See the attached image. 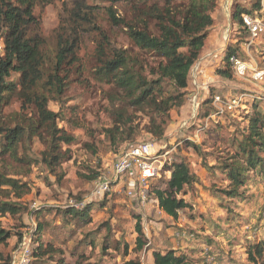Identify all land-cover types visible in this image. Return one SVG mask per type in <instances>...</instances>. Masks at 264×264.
Returning a JSON list of instances; mask_svg holds the SVG:
<instances>
[{
	"label": "rangeland",
	"instance_id": "1",
	"mask_svg": "<svg viewBox=\"0 0 264 264\" xmlns=\"http://www.w3.org/2000/svg\"><path fill=\"white\" fill-rule=\"evenodd\" d=\"M76 1L55 0L35 9L34 33L47 40L50 52ZM83 2L99 11V25L111 45L133 55V42L126 30L112 27L107 14L114 7L118 16L133 24V5L116 0ZM258 2L263 11L264 0H235L234 6L251 10ZM212 16L216 22L208 38L221 36L227 25L221 6ZM258 17L264 20V12ZM232 26L234 42L246 44L250 36L243 25L233 20ZM100 40L96 34L84 35L79 70H72L64 94L49 103L57 115L53 124L57 130L51 125L49 131L44 130L43 139L33 136L20 150L24 162L0 161L1 176L14 181L2 184L7 194L0 196V206L12 205L18 210L0 212V229L11 235L0 252L15 259L19 244L27 239L34 252L39 245L54 251L40 261L35 259L34 264H154L156 252L185 255L192 264H264V256H257L256 263L250 258L251 247L264 248V144L252 135L255 120L260 119L259 130L264 136V83L218 77L210 86L208 99L212 94L228 103L223 113L212 117L215 107L205 103L197 119L181 128L190 118V103L172 113L162 140L144 130L136 142L114 146L108 131L114 127L112 113L119 105L114 98L119 91L114 85L100 83L94 75ZM252 50L246 58L264 67V35ZM10 80L18 82L19 75L13 74ZM189 90L191 97L192 80ZM13 113L37 121L33 119L36 109L23 110L18 96L5 109L6 115ZM139 121L142 128L149 123L147 119ZM143 143L165 145L169 164L184 161L194 177L193 184L180 195L189 208L181 211L177 220L160 210L152 192L147 203L116 189L103 197L94 196L99 177L108 175L128 145ZM188 143L198 145V150ZM167 167L151 182L152 190L167 188ZM237 176L240 186L233 180ZM17 188L28 192L22 196L11 192ZM88 206L91 211L82 219L67 213H83ZM139 219L146 242L141 250L137 245Z\"/></svg>",
	"mask_w": 264,
	"mask_h": 264
},
{
	"label": "trees",
	"instance_id": "2",
	"mask_svg": "<svg viewBox=\"0 0 264 264\" xmlns=\"http://www.w3.org/2000/svg\"><path fill=\"white\" fill-rule=\"evenodd\" d=\"M55 0H0V161L24 162L20 150L33 140V136L43 139L44 130L49 131L57 115L49 109L51 101H57L71 79L72 70L80 68V51L85 34L100 37L97 46V65L94 75L100 83L114 85L119 95L114 99L118 106L112 113L114 127L108 132L110 141L116 145L127 141L136 142L141 131L162 140L171 123L172 113L183 108L190 97L189 75L198 61L214 25L213 14L220 0H116L133 5V24L118 16L114 7L107 10L109 23L115 29L123 28L133 42V55L127 50L111 45L108 36L99 23V11L77 0L69 11V17L56 34L51 52L48 42L34 33L37 25L35 9L52 4ZM261 5L258 2L251 10L235 7L233 20L242 26V16H258ZM237 52L230 49L217 76L232 79L229 57ZM13 74L19 75L18 82L11 81ZM23 102V110L35 108L34 120L27 121L23 114H5V109L13 97ZM115 101V102H116ZM214 96L205 103L213 106ZM204 103V104H205ZM203 104V105H204ZM141 119L148 125L142 128ZM139 121V122H138ZM260 119L252 127L253 136L259 144H264V136L259 130ZM54 132L57 130L53 126ZM42 131V133H41ZM257 143V142H255ZM137 144H129L128 146ZM198 150V145L188 143ZM252 164V160L250 159ZM166 173V189H153L152 195L159 208L167 216L177 220L181 211L189 208L181 198L186 188L194 182L189 166L184 161L169 164ZM100 178V177H99ZM240 186V178L234 177ZM14 182L2 177L0 172V196L7 194L2 184ZM12 193L25 195L28 191L12 189ZM90 206L83 213L67 211L76 220L90 213ZM0 212L17 213L15 206L3 204ZM45 228L40 226V230ZM137 245L145 247V236L141 221L137 225ZM11 235L0 229V246L5 245ZM21 240V239H20ZM252 249V250H251ZM255 250V251H254ZM54 251L39 245L32 249V264ZM264 248L251 247L250 258L258 262L263 258ZM0 264H12L11 257L0 252ZM79 264V263H77ZM127 264H137L128 262ZM154 264H192L185 255L174 252L154 253Z\"/></svg>",
	"mask_w": 264,
	"mask_h": 264
},
{
	"label": "built area",
	"instance_id": "3",
	"mask_svg": "<svg viewBox=\"0 0 264 264\" xmlns=\"http://www.w3.org/2000/svg\"><path fill=\"white\" fill-rule=\"evenodd\" d=\"M242 21L243 27L250 36L244 44L245 53L251 56L250 51L255 41L264 35V20L256 15L245 14L242 16ZM228 63L236 78L254 85L264 83V67L257 61L248 60L239 52H234L229 57ZM213 106L215 112L212 117L223 113L224 108L229 105L220 96H215ZM166 149L165 145L158 143H143L127 147L116 158L108 175L100 176L94 196L103 197L116 189L125 193L130 199L138 198L139 201L147 203L148 196L152 192L151 182L159 179L164 166L169 165L170 152ZM12 264H32L30 241L23 239L19 244L18 254L15 259L13 257Z\"/></svg>",
	"mask_w": 264,
	"mask_h": 264
},
{
	"label": "water",
	"instance_id": "4",
	"mask_svg": "<svg viewBox=\"0 0 264 264\" xmlns=\"http://www.w3.org/2000/svg\"><path fill=\"white\" fill-rule=\"evenodd\" d=\"M234 2L235 0H224L223 3L222 0L219 1L218 8H220L221 6V15L226 18L225 21L227 25L224 29V32L221 33V36L216 35L213 37L210 36L208 38L198 61L193 66L190 72L189 83L192 80L194 92L193 96L187 102L188 104L192 103L193 115H190L189 119L183 121V123L181 124V128L186 127L187 125L192 123V121L197 119L201 106L209 97L210 86L216 83V81L210 83L207 90L203 88V75L204 71H206V68L209 66L213 68V76L216 75L219 67L224 62V59L229 50L231 48L237 49L236 43L234 42L233 38L234 35L232 26L234 16L233 10L235 9ZM218 8L216 9L215 13H217ZM213 19L215 25L216 19L214 16ZM211 29L209 30V32L211 31Z\"/></svg>",
	"mask_w": 264,
	"mask_h": 264
},
{
	"label": "crops",
	"instance_id": "5",
	"mask_svg": "<svg viewBox=\"0 0 264 264\" xmlns=\"http://www.w3.org/2000/svg\"><path fill=\"white\" fill-rule=\"evenodd\" d=\"M261 11V10H260ZM262 13L264 12V10L263 11H261ZM260 12V13H261ZM213 41V40H212ZM212 43V42H211ZM235 43H236V46H237V52H239L240 54H242V56H244V57H247V54L245 53V47H244V44H242V45H239V43H238V41H235ZM253 50H251L250 51V55H251V52H252ZM224 63V62H223ZM223 63L221 64V66L219 67V69L222 67V65H223ZM218 69V70H219ZM206 70L207 71H209V73L210 74H212V76H213V68H211L210 66L209 67H207L206 68ZM218 77L219 76H217V74L216 75H214L213 76V80H215L216 82H218L217 80H218ZM203 79H204V75H203ZM193 96V92H192V95H191V97ZM191 97H189V99L191 98ZM188 102H187V104L183 107V108H181V109H185L186 107H188Z\"/></svg>",
	"mask_w": 264,
	"mask_h": 264
},
{
	"label": "bare ground",
	"instance_id": "6",
	"mask_svg": "<svg viewBox=\"0 0 264 264\" xmlns=\"http://www.w3.org/2000/svg\"><path fill=\"white\" fill-rule=\"evenodd\" d=\"M212 74L209 73V71H204V84L203 88L208 89V86L210 83L214 82ZM195 109V108H194ZM190 115H193V110H192V103L190 104Z\"/></svg>",
	"mask_w": 264,
	"mask_h": 264
}]
</instances>
